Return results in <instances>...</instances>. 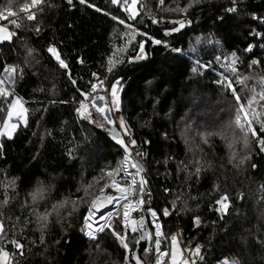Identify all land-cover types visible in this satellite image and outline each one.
<instances>
[{"label": "trees", "instance_id": "obj_1", "mask_svg": "<svg viewBox=\"0 0 264 264\" xmlns=\"http://www.w3.org/2000/svg\"><path fill=\"white\" fill-rule=\"evenodd\" d=\"M230 1L137 0L130 19L123 0H43L29 21L20 9L31 0H0L7 17L0 20L15 33L0 42V77L12 94L0 96V125L16 96L27 110L26 124L20 122L13 136L0 135V249L9 253V264H123L120 213L96 241L80 234L89 198L110 179L100 177L118 167L122 149L91 105L92 119L77 109L102 93L99 86L92 90L95 82L110 87L117 80L123 87L118 111L144 148L151 206L163 234L178 229L184 250L199 246L196 264H264V0H238L235 10H226ZM9 10L18 12L13 19L23 27L10 24ZM183 12L190 24L171 31ZM197 15L201 22L193 23ZM208 30L236 59L233 66L227 59L219 64L223 54L217 57L212 48L204 60H193L187 35L207 36ZM6 67L18 69L12 83L3 75ZM224 76L233 80L243 111L222 86ZM38 190L42 196L33 201ZM225 194L229 207L218 211ZM164 206L171 214H163ZM43 213H51L46 222L37 219ZM126 240L132 250L137 236ZM11 241L23 244V256ZM161 248L169 250L164 241ZM138 253L143 264L154 263L150 241Z\"/></svg>", "mask_w": 264, "mask_h": 264}, {"label": "snow or ice", "instance_id": "obj_2", "mask_svg": "<svg viewBox=\"0 0 264 264\" xmlns=\"http://www.w3.org/2000/svg\"><path fill=\"white\" fill-rule=\"evenodd\" d=\"M68 2L71 4L72 0H68ZM79 2L84 4V3H86V0H79ZM119 2H120V0H111V3L114 4V5L118 4ZM128 2H129V0H123V4H125V5H127ZM131 2H132V5H135L137 0H131ZM161 2H162V0H161ZM42 3H43V0H31V6H29L28 4H25L24 7L22 9H20V11L22 13L26 14L23 18L27 19L29 21L34 20L36 18V11H32L31 9L32 8H38V6L41 5ZM90 6L94 7V5H90ZM124 10L128 11L129 9L125 8ZM231 10H235V9H231ZM97 11H100V10L97 9ZM8 16L9 17H17V13L9 10L8 11ZM6 18L7 17H5L2 13H0V19H6ZM129 18L130 19H135L136 18L135 17V13L132 16H130ZM18 19H19V17L17 19H11V21H10V24L15 26V28H17V29L23 27V24L21 22H18ZM113 19H116V18L113 17ZM119 23L120 24H124V21L120 20ZM173 23L178 24V27L173 28L171 31H180L185 26L184 23L181 22V21H173ZM36 30L39 31V28H37ZM13 35H15V33L10 31L8 27L0 26V41L10 40ZM262 38H264V34H262ZM155 43L160 44L161 41L157 40V41H155ZM140 49H141V51H143V44L140 45ZM47 51L56 59V61L59 62V65L62 68H64V69L68 68L67 63H65V61L63 59H61V56H60V54H59V52H58V50H57V48L55 46H49ZM248 51H251V47L248 49ZM139 58H142V57H137V59H139ZM110 63H111V61H110ZM235 63H236V59L233 58L232 64L234 65ZM109 71H111V69H109ZM230 71H234V69H230ZM5 72H7L9 74H13V73L18 72V69L12 68L9 71V69L6 67L5 68ZM69 75H70V73H69ZM93 75H95V74H93ZM72 82L75 83V81H72ZM4 83H5V80L3 79V77H0V85H3ZM221 83H222V86H226V87H228L231 90L234 99L237 101V103L239 105L240 111H243L244 105L242 103H240L241 97H240V95L237 94L236 88L233 87V80H230V79H228L227 76H224V79H223V81H221ZM235 83L236 84H241L243 82L237 80V81H235ZM116 84H119V80H117L115 82V84H113V86L111 88V96H112L111 107H109L107 103H105L102 106L98 105L96 103L97 99L98 100H105V97H102V96L93 98L90 101L91 107L94 108L95 111L97 113H99L103 117V119L105 121H107V123L110 124V125L114 124L115 122L112 119L109 118L107 113L112 111V108H116V109L119 108V98L117 96ZM91 87H92V90L95 91L96 88H97V85L93 84ZM11 95H12L11 93H8L4 88L0 87V96L4 97L5 99H8V97H10ZM88 95L89 94H86V99L88 98ZM262 99H264V96H262ZM248 103L251 104V101H249ZM19 104H20L19 99H14V100L10 101V108L7 111L8 120H6L4 122L5 132H7L8 130L15 131L17 129V127H18L17 124H10L8 122L9 120H11V118L13 117L14 114L17 117L24 119L23 112H26L27 111L26 109H23V112H19V113L15 112V109L17 108V105H19ZM0 110H3V109H0ZM77 111L80 113V115L82 117H84L86 119L87 118H91V116H92V112L89 111V105L84 104L83 102L81 103L80 108L77 109ZM245 118L247 119V114L246 113H245ZM24 123L25 124L27 123L26 119H24ZM119 124H120V127L123 129L125 135H127L129 130H128V126L124 122L123 118H119ZM236 124L241 130H244L245 125L240 122L239 114L237 115ZM251 127H252V121L248 120V128L251 129ZM262 130H264V129H262ZM114 135H115V137H117V143H119L120 145L124 146V149H125L126 153L128 152L129 145H131V146H135L136 145V140L135 139L130 140L126 144L125 140L123 138H120V133L119 132H115ZM253 135H255L254 130H253ZM244 142H245V145H247V143H248L247 134H245ZM262 143H264V141H262ZM233 155H235V154H233ZM136 156L142 158L143 153L137 151L136 152ZM124 161H125V163H127L129 161V156L128 155H126L124 157ZM130 167L133 168V169H136V174H139L140 171L142 170L140 167H138V165L136 163H131ZM196 172L199 173L200 169L197 168ZM120 173H121V169L118 166L116 169H113L111 171H107L106 173H104L100 177V179H104V177L107 176V177L111 178V180H110V183H105L104 186L100 189V195L96 196L94 199L91 200V207L89 208V215L85 217V224L89 226V229H91V225L89 224V221L92 218L91 214H92L93 210L97 209V206L100 204V201L101 200H105L108 203L115 202L116 198L114 196L105 195V190L106 189H108L109 187L115 188L119 193H121V195L119 197L121 200L127 199V194L129 193L130 188L121 186V184L118 183L117 180L115 179V176L120 175ZM126 175L131 176L132 185L136 186V192L138 194H143V185L146 183V181L141 179L139 182H137V180L135 179V176H133L131 173H126ZM125 183H126V181H125ZM89 187H91V185H89ZM88 195H90V193L88 192L87 189H85V196H88ZM40 196H42V193H41L40 190H38L36 193H34L32 195V200L36 201L38 199V197H40ZM81 199L83 200V198H81ZM5 203H7V201H5ZM66 203H67V201H65L64 203H62V204H60L58 206H54V210H57L58 207H63L64 204H66ZM140 203H143V201L142 200L137 201V205L140 204ZM216 203L221 206V208L217 209L218 211L223 210L224 212H226L227 208L229 207L227 194H225L223 197H221V199L218 200ZM137 205H132L130 203H125L123 205V207H124L123 219H124L125 228H127V225L129 223L130 212L134 211L136 209ZM73 206H75V202H73ZM163 214L164 215H169L168 210H164ZM49 215H51V213H43V214H40L37 217V219L39 221L46 222L48 220V216ZM151 215L153 216V218L156 217V213L155 212L151 213ZM196 222L197 223L199 222V218H197ZM131 224L133 225L132 228H131V231L133 233L138 231V228L136 227L137 221L136 220H132ZM139 224L142 227L143 224H144V221L140 220ZM108 227L111 228V225H108ZM155 228H156L157 231H156V234H155L156 238H155L154 243H155L156 251L159 252L160 251V247L159 246H160V243H161L160 236L162 235V233L160 232L161 225L157 222V223H155ZM96 230L97 231H104V226H98ZM3 231H4L3 222L0 221V233H2ZM113 231H114V229H113ZM88 234L90 236H93V233H92L91 230H89ZM116 235L120 238L123 247L125 249H128L131 252L132 250L129 249V245H128L127 240H126L127 232H125L124 235H120L119 233H116ZM93 238H94V236H93ZM0 239H2V237H0ZM140 239L143 240V239H145V237L142 235ZM171 240L173 242L177 241V236L173 235L171 237ZM11 243L19 251V254L21 256H23V253H24L23 244L19 243L18 241H11ZM137 243H139V241H137ZM146 251H150V249H146ZM189 251L192 252L193 258L184 260L183 264H196V260L194 259V257L200 255V251H201L200 247L197 246L194 251L193 250H189ZM0 254H2V257H3V259L0 260V264H6L7 260L9 259V253L7 251H4L3 249H0ZM164 255H168V253H161V256H164ZM171 256H172V262H173V264H175V259H176L175 252H173L171 254ZM133 259L135 260V264H141L140 258L138 256H134ZM201 259H203V257H201ZM158 264H162V261L160 260L159 257H158Z\"/></svg>", "mask_w": 264, "mask_h": 264}, {"label": "rangeland", "instance_id": "obj_3", "mask_svg": "<svg viewBox=\"0 0 264 264\" xmlns=\"http://www.w3.org/2000/svg\"><path fill=\"white\" fill-rule=\"evenodd\" d=\"M24 7V6H23ZM23 7H21V9L23 8ZM127 7L130 9V11H131V15H133L134 13H136V7H135V5H132V2H131V0H129V2H128V4H127ZM236 7H232V9H235ZM32 10V9H31ZM11 11V10H10ZM15 12V11H14ZM17 13V15H18V12H16ZM178 17V21H181V22H183V23H187V24H190L189 22H191L190 20H191V18H190V16L188 15V13H185V12H183L182 14H179V16H177ZM176 17V18H177ZM14 17H10V19H13ZM193 19H195L194 21L195 22H193V23H196V22H201V18L199 17V15H197V16H195ZM261 22H264V20H261L260 22H259V24L261 23ZM210 23H212V20L210 21ZM0 26H4V27H8L6 24H5V21L4 20H0ZM250 28H252V30L255 32V33H260L261 32V29H259L258 27H255L254 25H251L250 26ZM207 33H208V35L206 36H204V33H194V35H195V37H194V39L191 41V40H188L187 38H190L189 36H192L193 35V33H189L187 36V38H186V40H187V43L189 44H191L189 47H188V51L189 52H191V53H193V55H194V58H193V60H195V59H198V60H204V58H203V52H206V49H210V48H212L213 50H214V52H216V54H217V57L218 56H220V54H223V56H221L220 58H219V60H218V63L219 64H222V63H224V62H226V59L229 61V62H231L232 61V58L229 56V55H227L226 53H225V48L223 47V46H221L216 40H214V37H212L211 36V33L209 32V30L207 31ZM193 35V36H194ZM1 42V41H0ZM180 43H183V42H181V41H179ZM180 43H179V45H180ZM178 49H179V47H178ZM140 55V52L135 56V57H138ZM231 60V61H230ZM259 62V61H258ZM255 65H257L256 63H254ZM231 66H233V64L231 63L230 64ZM250 65V64H249ZM8 69H9V71L11 70V68L10 67H7ZM3 75L5 76V79L7 80V82H13L14 81V75L13 74H9V73H7V72H5V71H3ZM94 77L96 76V75H93ZM100 82L101 81H98V82H95L94 84L95 85H97V87L99 86L101 89H102V93L101 94H98L97 95V97H105V100H96V103L98 104V105H104L105 103H107L108 104V106L109 107H111V100H112V96H111V88H112V86H113V84H115V82L114 83H112L111 84V86L110 87H103V86H101L100 85ZM263 83H264V81H263ZM0 87H2V88H4L8 93H10V90L9 89H7V86H6V84L4 83L3 85H0ZM123 87L121 86L120 87V85L119 84H116V89H117V96H118V98H119V95H120V90L122 89ZM14 99H19V97H15ZM14 99H12V100H14ZM91 99H93V97L91 98ZM19 101H20V99H19ZM119 102H120V98H119ZM85 104H87V105H89V111H90V104L88 103V102H86ZM23 109H25L24 108V105H23V102H21L20 101V104L19 105H17V108L15 109V112H17V113H19V112H23ZM113 111H116V112H113ZM107 115L109 116V118L110 119H112L115 123L114 124H111V125H115V126H117V128L119 129V132H120V134H121V138H123L124 140H125V143L127 144L130 140H132V138H131V134L128 132V134L127 135H125V133H124V131H123V129L120 127V124H119V118H121V116H120V113H119V111H118V109H114V108H112V111H110V112H108L107 113ZM6 117H5V119H4V121H3V123L0 125V135L1 134H6V135H8V136H13L14 135V133H15V131H11V130H8L7 132H5V129H4V122L6 121V120H8V115H7V113H6V115H5ZM23 117H24V119H25V116H24V112H23ZM24 119H22V118H19V117H17L15 114L13 115V117L11 118V120H9L8 122L10 123V124H17V125H19L20 124V122H22V123H24ZM90 119H92V118H90ZM108 124V123H107ZM111 125L110 124H108L107 126H109L110 128H111ZM96 126L97 127H99V126H101L100 124H97L96 123ZM108 133L110 134V136L112 137V134L108 131ZM125 136H127V138L125 137ZM110 137V138H111ZM111 140H112V138H111ZM113 142H115V141H113ZM119 146V145H118ZM120 147V146H119ZM121 148V147H120ZM122 149V148H121ZM143 147H142V145L140 146V145H138L137 143H136V145L135 146H131V145H129V152L128 153H125V152H123L122 150V157H121V160H120V163H118V166L120 167V169H121V173H120V175H118V176H115V179L117 180V182L118 183H120L121 184V186H123V187H129L130 188V191H129V193L127 194V199H124V200H121L119 197H120V194H114V197L116 198L115 199V202H113L112 203V205H109V207H108V210H107V213H106V215H105V218H104V221H103V224H100V225H98V226H104V228H106V227H108V225H109V220L113 217V216H115L116 215V213H120V218H119V221L121 222V230L122 231H120V235H124L125 234V232H127V235H130V231H131V227H129V225H127V228H125V224H124V219H123V215H124V211H123V205L125 204V203H129V201H130V199H132L133 198V194L132 193H135V196H136V198H139L140 197V195L142 196V201H143V198H144V196L145 197H147V199H148V201H146L145 203H143L142 205H143V207H142V205L140 206L141 208V210L143 211V213H144V218H142V216L141 215H138V213H140V209L138 210V213L137 214H135V213H132V211H131V213H130V216H129V220H136L137 221V224H136V227L138 228V231H140V229H143L144 231H143V233L145 234V237H146V241L145 242H151L152 243V248H154V250H155V258H154V263L153 264H158V257L160 258V260L162 261V264H173V262H172V256H171V254L173 253V252H175L176 253V250H175V245H174V243H177L178 244V247H180V251H181V256H179V257H176V259H175V263L176 264H183V261L184 260H187V259H191V258H193V256H192V252H190L189 250H193L194 251V249H186V250H184L183 249V247H181V245H180V243H181V240H180V233H179V231H178V229H176V230H173L172 232H171V234L170 235H168L167 237H166V235L165 234H163V232H162V230H163V228H162V224H161V220H159V214L156 212V210L154 209V207L153 206H151V204L153 203V195H152V193L150 192V187H149V184H148V182H147V179L145 178L146 176H147V174H148V171H147V168H146V166L144 165V160H143V157H144V152H143ZM137 151H139V152H141V153H143V156H142V158L141 157H137L136 156V152ZM126 155H128L129 156V161L127 162V163H125V161H124V157L126 156ZM136 163L137 165H138V167H140L141 168V166H139V163L142 165V166H144V167H142L141 169V171H140V173L139 174H136V172H134V173H131L133 176H135V178H136V180H138V181H140L141 179H143L144 181H146V183L144 184V186L148 189V194H146V195H144V194H138L137 192H136V186L135 185H132V180H131V176H128V175H126V173L127 172H125V170H124V167L123 166H127L129 163ZM106 171H109V170H106ZM128 173H130V172H128ZM110 180H111V178L110 179H108V180H106L107 182L106 183H110ZM125 181H126V183H125ZM105 184V183H104ZM104 185H102V187H103ZM101 187V188H102ZM100 188V189H101ZM111 188V187H110ZM100 189L98 190V191H96L94 194H93V196L91 197V198H89V202H88V205L85 207L87 210H86V212H85V215H84V218L82 219V223L83 224H85L84 223V221H85V217L86 216H88V214H89V208L91 207V200L92 199H94L96 196H99V194H100ZM132 189V190H131ZM144 190V189H143ZM146 199V200H147ZM106 203V201L105 200H103V201H101L100 202V204L97 206L98 208H100V207H102V205L103 204H105ZM220 208V205H217V209H219ZM150 209H152L155 213H156V217H155V219L157 220V222L161 225V228H160V232L162 233V235L160 236V240H161V242H165L166 243V246L167 247H169V250L167 251V250H163L160 246V251L159 252H157L156 251V248H155V243H154V241H155V238H156V228H155V225H153L154 226V230L152 229V227H151V220H150V214H149V211H150ZM136 210V209H135ZM164 210H168V212H169V214H171V211H170V209L169 208H167V207H165L164 206V208H163V212H164ZM145 219V220H144ZM140 220H143L144 221V224H143V226L141 227L140 225H139V221ZM82 225V224H81ZM97 225H95V227L94 228H92L91 227V229H89V226L87 225V227H86V229L84 230L83 229V225L81 226V228H80V234L82 235V236H84V238H86L87 240H92V241H96V239H97V235L99 234V232H101V231H97L96 229H97V227H98ZM89 230H91L92 231V233H93V236H94V238H93V236H90L88 233H89ZM131 235H136L137 236V240H136V244H137V241H138V236H139V233L137 232V233H134V234H131ZM173 235H175V236H177V241H175V242H173L172 240H171V237L173 236ZM127 237V236H126ZM135 244V245H136ZM134 245V246H135ZM134 246H133V249H132V251L130 252L128 249H125L124 247H123V245H122V247H123V249H125V254H124V259H123V264H135L134 262H132L131 261V259H132V254H133V250H134ZM161 253H168V255H164V256H161ZM138 255H139V253H138ZM196 257V256H195ZM195 257H194V259H195ZM140 258V257H139ZM141 261V260H140ZM6 264H9V261L7 260V262H6Z\"/></svg>", "mask_w": 264, "mask_h": 264}, {"label": "bare ground", "instance_id": "obj_4", "mask_svg": "<svg viewBox=\"0 0 264 264\" xmlns=\"http://www.w3.org/2000/svg\"><path fill=\"white\" fill-rule=\"evenodd\" d=\"M114 194H120L121 195V193H119L115 188H110L109 187L108 189L105 190V195H112V196H114ZM132 194H133V198L130 199L129 203L132 204V205H137V201L142 200V196L140 195L139 198H136L135 193H132ZM101 201H103V200H101ZM143 203H144V200H143ZM143 203L138 204L137 207H136V210L132 211V213H136V211H138L141 208L140 206ZM109 205H112V203H108L106 201V203L103 204L102 207H100V208L97 207V209L93 210V212L91 214L92 218L89 221V224L91 225L92 228H94L95 225L98 226L100 224H103V221H104V218H105V215L107 213V210H108ZM142 207H143V205H142ZM160 247H161V243H160Z\"/></svg>", "mask_w": 264, "mask_h": 264}, {"label": "built area", "instance_id": "obj_5", "mask_svg": "<svg viewBox=\"0 0 264 264\" xmlns=\"http://www.w3.org/2000/svg\"><path fill=\"white\" fill-rule=\"evenodd\" d=\"M237 2H238V0H231L230 1V3L228 4V5H226V10L227 9H232V7H236V5H237ZM260 34V33H259ZM260 49H263L264 50V42H262V43H260ZM254 63H256V64H258L259 62H258V60H254ZM113 112H116V111H113ZM126 138H127V136H125ZM133 163V162H132ZM130 165H131V163H129L127 166H123L124 167V170H125V172H130V173H134V172H136V169H133V168H131L130 167ZM136 179V178H135ZM132 180V179H131ZM137 182H139L138 180H137ZM143 194L144 195H146V194H148V189L143 185ZM147 199V197H145L144 196V198H143V200H144V203L146 202V201H148V199ZM124 208V207H123ZM123 211H124V209H123ZM154 211L152 210V209H150V211H149V214H150V220H151V227H152V229L154 230V226L153 225H155V223H157V220L155 219V218H153V216L151 215V213H153ZM138 213V211H136V213L135 214H137ZM138 215H141L142 216V218H144V213H143V211L142 210H140V213H138ZM145 220V219H144ZM82 223V222H81ZM84 223H85V221H84ZM82 225H83V229L85 230L86 229V227H87V225L86 224H83L82 223ZM81 225V226H82Z\"/></svg>", "mask_w": 264, "mask_h": 264}, {"label": "water", "instance_id": "obj_6", "mask_svg": "<svg viewBox=\"0 0 264 264\" xmlns=\"http://www.w3.org/2000/svg\"><path fill=\"white\" fill-rule=\"evenodd\" d=\"M109 132L112 134V140L113 141H115V143L117 144V145H119L121 148H122V151L123 152H125V149H124V146L123 145H120L119 143H117V137H115V135H114V133L115 132H119V129L117 128V126H115V125H111V128H110V130H109ZM120 133V132H119ZM120 138H121V134H120ZM128 152H129V148H128ZM127 152V153H128ZM126 153V152H125ZM139 166H141V168L142 167H144V166H142L140 163H139ZM131 221L132 220H129V223H128V225H129V227H131L132 228V224H131ZM140 225V224H139ZM143 229H140V231H136L135 233H139V236H138V241H139V243H137L135 246H134V250H133V254H132V259H131V261L132 262H134L135 263V260L133 259V257L134 256H138L139 257V255H138V250L140 249V246L141 245H143L144 243H145V241H146V237H145V234L143 233ZM130 233V235L131 234H134L132 231H130L129 232ZM144 236L145 237V239H143V240H141L140 238H141V236ZM141 264H143V262H141Z\"/></svg>", "mask_w": 264, "mask_h": 264}, {"label": "crops", "instance_id": "obj_7", "mask_svg": "<svg viewBox=\"0 0 264 264\" xmlns=\"http://www.w3.org/2000/svg\"><path fill=\"white\" fill-rule=\"evenodd\" d=\"M174 245H175V250H176L175 256H176V257L181 256L180 247H178V244H177V243H174ZM2 259H3L2 254H0V260H2ZM176 263H177V262H176ZM176 263H175V264H176Z\"/></svg>", "mask_w": 264, "mask_h": 264}]
</instances>
